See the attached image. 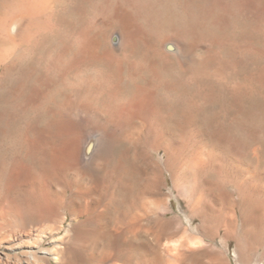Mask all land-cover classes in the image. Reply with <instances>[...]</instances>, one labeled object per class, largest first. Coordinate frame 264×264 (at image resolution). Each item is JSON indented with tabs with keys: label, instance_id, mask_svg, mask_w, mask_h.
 <instances>
[{
	"label": "bare ground",
	"instance_id": "1",
	"mask_svg": "<svg viewBox=\"0 0 264 264\" xmlns=\"http://www.w3.org/2000/svg\"><path fill=\"white\" fill-rule=\"evenodd\" d=\"M192 1L185 0L186 7L177 15L173 8L174 0H105L94 11L90 10L93 0H0V147L2 140L13 127L18 109L40 106L42 98L51 91V85L55 84L57 77L60 79V76H57L58 72L68 74L73 68L85 67L89 63L99 61L112 65L115 55L113 51L122 48L129 49L136 55L142 51L145 56L143 62L141 59V64L131 66L133 75L137 66L153 71L154 61L166 66V54L161 55V49L165 53L168 49L183 58L185 48L182 45L167 40L166 35L157 36L153 39L152 45L149 35L159 20L165 23L180 20L184 27L193 28L200 17L196 8L198 5L194 7ZM109 27L116 29L111 37V44L115 43V47L109 46L105 40L107 36L104 32ZM57 36L60 39L61 45L58 44L60 48L56 51L51 50L48 55L49 61L47 59V64L42 67L40 60H43L42 55L47 51H44L45 45ZM49 46L53 47L50 44ZM62 58L77 62L74 65L71 62L62 65L60 71L58 62ZM99 74L101 77V73ZM112 80H114L112 83L109 80V84L106 85L99 84L100 95L106 102L107 121L119 127L130 123L133 118L134 120L140 118L149 123L150 134L162 137V128L159 125H166V107L160 100H157L156 106L152 105L154 95L151 83L147 85L142 83L143 86L136 87L130 97L118 105L117 91L120 84L118 85L117 77ZM93 83L95 85L91 86H98L95 81ZM120 83L122 85V82ZM51 105L45 125H39V118L34 117L32 122L27 124L26 130L24 129L26 131L24 136L20 133L14 136L15 139L10 136V139H13L12 143L17 145L24 143L25 155L20 154L11 159L4 154L0 155V264H44L49 256L56 264H81L84 259L102 263L110 259H121L125 264H129L137 256L139 249L143 252L137 258L138 264L166 262V255L172 256L171 259L167 257L172 264H177L180 257L173 252L177 246L176 242H172L174 243L172 249L162 242L163 246L160 242H155L156 252L152 253L146 249L147 244H140L137 240L139 232L147 231L144 226L150 224L154 207L152 208L149 200H142L138 205L136 200L145 199L146 192L151 193L153 188L149 187L146 192H136L134 200L129 202L122 213L109 221L105 216L107 205L120 193L119 184L130 181L128 175L131 173L128 172L129 169L122 174L118 172L120 162H116L113 167V178L116 182H103L93 166L97 160H104L107 157L109 139L106 131H99L93 136H82L81 143H74L66 138L68 135L65 137L67 130L63 123H59L62 118L58 119L62 116L60 114L57 118L55 111L57 109H53L57 106ZM5 140L9 141V138ZM161 140L163 139H157L155 144L159 146ZM164 148L166 149V143ZM74 162L78 163L70 180L77 184L74 194L81 200L76 202V197L71 200L73 206H69V209L74 224L72 227L70 224L65 227V217L59 215V209L63 208V200L52 196L49 183L55 179V175H59V172L62 174V171L72 168ZM246 186L247 184L238 187L239 200L235 203L224 201L223 196H216L220 206L214 215L208 218L202 214L205 212L208 215L204 207L206 203L202 204L205 201H201L206 195L204 188L197 193L192 206L200 216V236L189 238V243L193 246L205 244L206 241L212 243L218 238L215 243L219 248L213 249L212 246L215 245L209 247V264H231L226 249L238 223L240 227L238 234L235 235L234 264H264V248L261 253L255 255L249 244L250 227L258 225L261 217L258 212H264V201H254L253 192ZM90 193L95 196L87 199L84 195L89 196ZM106 198L109 199L107 203L104 202ZM162 211L157 218L166 224L168 233L175 232L172 229L177 222L184 230L191 227L192 219L188 217L182 221L175 218L165 219L167 211L166 209ZM102 240L107 242L108 251L99 248ZM46 244L48 246H45Z\"/></svg>",
	"mask_w": 264,
	"mask_h": 264
},
{
	"label": "rangeland",
	"instance_id": "2",
	"mask_svg": "<svg viewBox=\"0 0 264 264\" xmlns=\"http://www.w3.org/2000/svg\"><path fill=\"white\" fill-rule=\"evenodd\" d=\"M103 1L105 0H93L90 10H96ZM184 1L174 0L173 8L177 15L186 7ZM192 2L193 5L195 4L194 7L198 5L196 8L200 17L193 28L184 27L180 20L166 21V23L159 20L149 35L152 45L153 39L159 35H166L167 40L182 45L185 48L183 58L168 49L166 53L161 49L160 54H166V66L154 61L153 71L137 66L133 75L131 66L141 64L145 56L142 51L136 55L129 49L122 48L113 51L115 55L112 65L99 61L89 63L86 65L87 68L86 66H81L80 69L73 68L68 74L58 72L57 76H60V79L57 77V81L51 85V91L43 97L44 99L42 98L39 107L17 108L15 121L10 129L13 133L10 134L9 130L2 140L0 155L4 154L10 159L20 154L25 155L24 143L14 144L12 138L15 139L19 133L24 136L27 124H30L34 117L39 118V125H45L51 104L57 106V108L52 107L54 110L57 109L56 117L58 118L60 114L62 116L58 119H63H60L62 121L59 120V123H63L67 130L68 134L66 133L65 137L68 135L66 138L74 143H81L82 136H93L99 131H106L105 134L109 139L107 157L104 160H97L93 169L105 183L116 182L113 178V167L116 162H120L118 172L122 174L129 169L128 172L132 174L128 175L130 181L124 184L117 183L120 193L118 192L116 198L107 205L106 218L112 221L116 215L122 213L129 202L134 200L136 192H146L152 187L151 193L146 192L145 199L136 200L137 205L142 200H149L152 208L154 207L150 224L144 226L147 231H141L137 235L138 242L147 244L146 249L152 253L156 252L155 242H160L161 246L168 245L171 249L176 242L177 246L173 252L180 257L177 264H209V247L215 245L216 248L212 246L213 249L219 248L215 243L218 238L212 243L206 241L204 245L193 246L189 243V238L200 236V216L192 206L199 190L204 188L206 193L201 201H205L202 204L206 203L204 207L208 215L205 212L202 214L207 218L214 215L220 206L216 196H223L224 201L235 203L239 200L238 187L245 184L248 186L246 188L253 192L254 201H264V0H193ZM106 30L105 40L113 47L115 43L111 44V37L116 29L109 27ZM53 38L50 40L53 44L48 41L45 45L44 51H47L42 55L44 61L40 60L42 67L49 61V53L60 48L58 36ZM67 59L62 58L61 62L59 60L60 71L62 65L69 62L74 65L77 62ZM112 70H115L114 73ZM114 77L122 82L121 85L118 81V85L120 84L119 92L117 91L118 105L124 103L136 87L151 83L154 95L152 105L156 106L157 100H160L166 107V125H159L162 128V137L150 134L149 123H145L140 118L135 120L133 118L129 121V125L125 123L119 127L107 121L106 102L100 95L99 84L106 85L110 81L112 83ZM94 81L98 86H91ZM62 104L69 106L63 107ZM109 132L112 135H108ZM8 138L9 141L5 140ZM157 139H163L159 146L155 144ZM77 163H72V168L70 167L72 170L69 168L68 172L66 170L62 171V174L59 172V175H55V179L50 181L51 184L49 183L52 196L63 200V208L59 209V215L65 217V227L68 224L72 227L74 224L69 206H73L71 200L76 197L74 193L77 184L70 179L74 176ZM88 195L84 196L87 199L95 196L93 193ZM80 200L76 197L75 201ZM108 201L107 198L104 200L105 203ZM164 209L167 211L165 219L175 218L182 221L188 217L193 220L191 227L184 230L177 222L172 229L175 232L168 233L166 224L161 223L157 218ZM260 213L258 212L261 215L258 225L249 226V244L255 255L264 248V216H262L264 212ZM239 227L238 223L226 249L231 264L235 263V235L238 234ZM99 248L109 250L105 240L100 242ZM167 251L166 246V254ZM142 252L143 250L139 249L137 256L129 264H138L137 258ZM167 257L172 258L166 255V262L158 261L155 264H172ZM90 260L84 259L81 264H125L121 259H110L105 263ZM44 264L56 263L49 256Z\"/></svg>",
	"mask_w": 264,
	"mask_h": 264
}]
</instances>
